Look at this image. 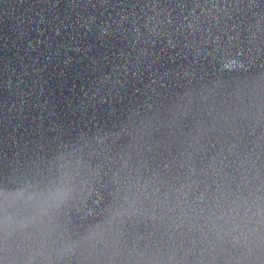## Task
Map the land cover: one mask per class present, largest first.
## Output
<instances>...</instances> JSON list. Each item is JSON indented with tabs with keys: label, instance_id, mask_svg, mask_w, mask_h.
Returning <instances> with one entry per match:
<instances>
[{
	"label": "water",
	"instance_id": "95a60500",
	"mask_svg": "<svg viewBox=\"0 0 264 264\" xmlns=\"http://www.w3.org/2000/svg\"><path fill=\"white\" fill-rule=\"evenodd\" d=\"M0 264H133L93 150L60 0H0Z\"/></svg>",
	"mask_w": 264,
	"mask_h": 264
}]
</instances>
